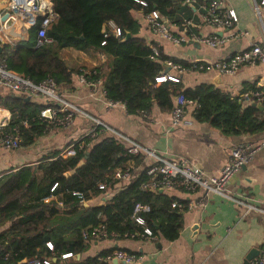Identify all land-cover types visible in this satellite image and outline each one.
<instances>
[{
  "label": "trees",
  "instance_id": "16d2710c",
  "mask_svg": "<svg viewBox=\"0 0 264 264\" xmlns=\"http://www.w3.org/2000/svg\"><path fill=\"white\" fill-rule=\"evenodd\" d=\"M49 1L55 13L45 29L50 42L34 46L35 30L41 18L38 15L27 29L25 39L1 44L0 60L7 68L32 81L50 75L60 88L59 85L69 83L73 72L61 59L60 49L93 48L108 58L102 73L98 67L94 68V75L101 78L104 97L121 103L126 113L141 111L145 114L153 103L160 110H169L171 98L180 92L195 101L192 111L195 120L208 122L224 135L251 134L264 129V101L242 104L238 95H230L212 84L198 82L183 86L180 77L176 81L166 79L154 83V76L163 71L164 60L169 59L184 68H190L192 63L166 56L153 41L146 42L137 36L139 22L131 11L144 14L154 9L171 19L180 8L177 4L181 0ZM114 27L118 29L117 34ZM152 45L158 51L154 59L149 57ZM252 87L254 83L244 85V88ZM0 103L9 111L6 129H16L20 146L30 144L52 127L38 116L44 106L40 100L30 102L21 94H7L0 98ZM89 136L72 142L70 155H61V149L51 150L34 164L0 174V226L7 223L0 229V264H26L32 257H53L51 264H103L100 258L112 249L70 261L59 256L83 251L86 241L82 232H89L98 224L107 232L101 238H144L147 236L143 228L149 230V237L172 240L177 236L181 213L169 207L171 196L141 187L149 178L146 169L137 171L127 180L113 175L116 167L130 168L131 161L136 164L138 157L128 154L123 143L111 135L93 142ZM36 171L40 173L38 179ZM117 180L122 182L120 187L101 204H84ZM102 183V188H98ZM22 196V201L17 203ZM135 202L148 206L139 213L143 219L141 225L130 218ZM47 241L51 244L50 250L45 245Z\"/></svg>",
  "mask_w": 264,
  "mask_h": 264
},
{
  "label": "crops",
  "instance_id": "0c3cea01",
  "mask_svg": "<svg viewBox=\"0 0 264 264\" xmlns=\"http://www.w3.org/2000/svg\"><path fill=\"white\" fill-rule=\"evenodd\" d=\"M252 1L222 0L225 8L233 10L236 21L230 26L220 28L209 26L202 21L201 5L205 0H196L192 4L180 1L177 4L180 8L174 12L171 19L160 15L162 22L173 33L186 31L224 37L225 41L216 46L197 42L195 45L188 41L172 44L152 33L145 23L144 14L140 11H131V15L139 22L136 35L146 42L153 41L162 54L183 59L188 63L212 61L243 49L252 42L264 41V6L255 14ZM48 2L50 3L49 0ZM5 5L6 1L0 0V14L4 11ZM27 29L18 21H13L8 27H3V22L0 21V44L25 39ZM239 30L245 33L238 35ZM62 49L63 53L62 55L60 53V57L73 72L69 76L67 85H59L61 93L66 101L88 116L76 114L66 126H52L28 145H18L11 149L0 147V174L25 164H34L51 150L61 149L59 153L63 155L62 151L66 147L84 135H90L92 142L102 136H113L110 129L95 125L94 119H97L112 130L151 149L162 158L187 160L204 175L217 174L226 160L231 145L241 141L257 145L250 160L231 175L226 189L230 194L245 198L247 202L264 206V129L251 134L224 135L208 122L195 119L188 127L172 128L169 125V111L160 110L154 103L145 114L126 113L121 103L108 102L103 95L101 84L89 87L77 79V71L80 68L98 67L102 73L108 58L104 55L100 57V53L93 48ZM168 72L173 71L168 70ZM178 77L183 86L205 82L230 95H240L242 91L248 89L244 88V85L252 83L258 85L264 80V62L241 65L232 74L190 69L180 73ZM7 94L11 93L0 85V98ZM27 100L39 103L38 98L28 97L25 101ZM241 103L247 102L243 100ZM8 118L9 111L0 103V120L4 119L7 123ZM135 156L139 161L136 164L131 161L129 164L130 178L137 171L147 169L154 162L151 157L143 154ZM35 177L36 179L40 177L39 171L35 172ZM121 183V180H117L104 192L84 201V204H101L120 187ZM157 190L171 196L172 201L181 204L202 199L201 205L195 204L191 209H176L181 213L182 223L174 239L165 240L161 237L149 236L89 239L85 242V249L77 257L76 254H72V258H65V261L83 259L101 250L119 249L135 255L134 261L129 264H240L250 248L259 250L264 246V216L243 212V209L231 200L211 192L205 193L200 188L185 190L175 184ZM25 195L28 196V193ZM22 198L23 196L17 203H20ZM6 224L0 226V229ZM100 259L103 264L120 263L114 258L105 259L102 256Z\"/></svg>",
  "mask_w": 264,
  "mask_h": 264
},
{
  "label": "built area",
  "instance_id": "2783aa9c",
  "mask_svg": "<svg viewBox=\"0 0 264 264\" xmlns=\"http://www.w3.org/2000/svg\"><path fill=\"white\" fill-rule=\"evenodd\" d=\"M5 10L9 12L13 21L20 22L24 28H29L36 22L38 15L41 16L35 30L34 46L50 42L45 34L47 25L55 18V13L51 10V4L48 0H5ZM196 0H181V3L192 4ZM142 3V2H140ZM143 4V3H142ZM203 12L201 14L202 21L212 27L220 28L230 26L236 21V15L232 9H227L223 6L222 0H205L201 5ZM264 6V0H253L252 8L255 14L259 13L260 8ZM13 10V11H11ZM146 25L152 33L160 36L172 44L184 43L187 41H195L197 43L206 44L209 46L220 45L225 41L224 37L216 35L197 34L192 32H176L169 30L157 10L151 9L144 13ZM12 21V22H13ZM115 34L118 29L114 27ZM245 31H238L237 34H244ZM103 41L100 42L102 44ZM151 54L149 57L154 59L158 53L155 46H150ZM100 57L102 54L100 53ZM194 62V63H193ZM256 62H264V41L261 43L252 42L247 47L238 51L232 52L224 58L215 59L212 61H192L190 68H184L180 64L166 59L162 62L168 67V70L173 72H161L154 76V83H159L164 80L176 81L178 75L187 70L196 71H215L217 74H232L241 65H250ZM95 67L80 68L77 71V79L81 83L93 87L101 83V79L95 76ZM0 85L11 94H21L23 96L38 98L44 107L39 110L38 116L46 123L54 126H66L70 123L76 114L88 116L87 113L66 101L63 97L60 88L56 85L50 75H45L37 81H32L29 77L7 68L3 61L0 60ZM103 92V90H102ZM246 102L264 101V80L252 88H248L238 95ZM109 102V100H108ZM196 107L194 100L186 98L182 93H177L173 96L172 105L169 111L170 127H188L193 122L192 111ZM141 113V111H139ZM95 125L110 129L113 137L124 144L125 151L128 154L136 155L143 154L153 159V163L147 167L145 173L149 176L148 180L142 185L151 189L168 188L172 185H178L185 190H193L200 188L204 192H211L223 198L231 200L234 204L243 209V212H253L264 216V206L254 205L247 202L240 195L230 194L226 189V184L240 167L248 162L256 150L257 145L248 141L237 142L228 149L227 157L224 164L220 167L215 175H204L196 166L192 165L185 159H166L155 154L151 149L140 145L125 135L112 130L106 124L94 119ZM24 123V122H23ZM18 133L15 128L6 129L4 119L0 120V147L10 149L17 147L19 144ZM73 149L70 146L66 147L62 154L70 155ZM129 167H116L114 177L122 180H127L130 177ZM53 186V185H52ZM103 183L98 185L102 188ZM196 205L202 204V199L198 198L193 203L187 202L181 204L175 201L169 203L170 208L177 210L191 209ZM148 206L135 202L131 208L130 218L136 223L143 224V219L139 215L140 212L146 211ZM146 236L150 232L147 228H143ZM107 234L103 225L98 224L92 227L89 232H82L84 241L87 239H98L105 237ZM47 249H51L50 242H45ZM70 252L60 253V258L70 257ZM105 259L114 258L120 261L119 264H129L135 259L133 253L123 250L114 249L104 256ZM53 257H32L26 264H51ZM248 264H264V246L261 247L257 254L248 261Z\"/></svg>",
  "mask_w": 264,
  "mask_h": 264
},
{
  "label": "water",
  "instance_id": "95a60500",
  "mask_svg": "<svg viewBox=\"0 0 264 264\" xmlns=\"http://www.w3.org/2000/svg\"><path fill=\"white\" fill-rule=\"evenodd\" d=\"M13 11V10H11ZM0 21L3 22V27H8L9 25H11L13 19L12 17L9 15V12L7 10L4 9V11L0 14ZM191 42L192 44H197L195 41H188ZM0 48H1V44H0ZM162 69L163 72H166L168 70V67L166 65L162 64ZM28 97H24V99L26 100ZM257 107L260 108V105L257 104ZM242 167V166H241ZM258 250L256 248H250L247 253L243 256L240 264H248V261L253 258L256 254H257ZM78 254L75 255V257H77ZM24 261V260H22ZM120 262V261H118Z\"/></svg>",
  "mask_w": 264,
  "mask_h": 264
},
{
  "label": "rangeland",
  "instance_id": "374dc122",
  "mask_svg": "<svg viewBox=\"0 0 264 264\" xmlns=\"http://www.w3.org/2000/svg\"><path fill=\"white\" fill-rule=\"evenodd\" d=\"M60 53H61V55H62V53H63V49H61V50L59 51V55H60ZM100 79H101V78H100ZM100 84H101V83H100ZM43 107H44V106H43ZM43 107H42V108H43ZM17 147H18V146H17ZM14 148H16V147H14ZM10 149H11V148H10ZM25 194H26V193H25ZM86 241H87V240H86ZM71 256H72V255H71ZM71 256H70V257H66V258H72Z\"/></svg>",
  "mask_w": 264,
  "mask_h": 264
}]
</instances>
